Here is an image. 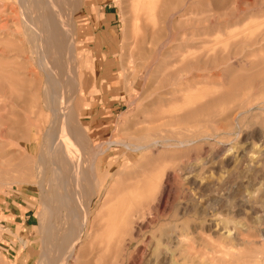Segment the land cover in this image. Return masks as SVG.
<instances>
[{"label": "rangeland", "instance_id": "rangeland-1", "mask_svg": "<svg viewBox=\"0 0 264 264\" xmlns=\"http://www.w3.org/2000/svg\"><path fill=\"white\" fill-rule=\"evenodd\" d=\"M66 1L57 83L0 0V264H46L48 239L50 264L62 239L64 264H264V0ZM49 85L86 150L55 175Z\"/></svg>", "mask_w": 264, "mask_h": 264}, {"label": "bare ground", "instance_id": "bare-ground-1", "mask_svg": "<svg viewBox=\"0 0 264 264\" xmlns=\"http://www.w3.org/2000/svg\"><path fill=\"white\" fill-rule=\"evenodd\" d=\"M71 1V0H70ZM137 1V0H136ZM135 1V2H136ZM140 1V0H139ZM164 2H165V0H163ZM171 1V0H170ZM134 2V3H135ZM166 3V2H165ZM21 7L27 12H25L26 14H28V16L29 17H31V19L33 20H31L32 22L30 23V22H25V20L27 19L26 18V16H25V19H24V21H23V24H24V26H25V28H26V30L28 31V32H30V31H32V32H36L37 33V35L39 36V37H41L42 39L44 38V37H46V35H47V39H46V41H45V44H46V46H45V54L43 55L44 57H46V59L48 60V62L50 63V60L48 59L49 58V56L50 57H54V60H53V58H52V62L53 61H55V55H53V54H51V55H53V56H51L49 53V51H50V49H53L52 51H53V53L54 54H61V41L63 40L62 39V37H59L60 35H62L63 34V26H62V24H63V20H60L58 17H57V14H56V9H57V7L59 6V5H61V4H64L65 6H67V5H69V4H71V2H69V1H66V0H63V2H62V0H21ZM136 4V3H135ZM164 4V3H163ZM222 4V3H221ZM140 5H141V3H140ZM139 4H138V7L140 6ZM144 5H145V3H144ZM32 6V7H31ZM137 6V5H136ZM136 6H134V7H136ZM40 7H42V10H41V14H42V18H40V15H39V17H35V15H36V11H38L39 10V8ZM33 8V9H32ZM145 8V7H144ZM184 8V7H183ZM32 9V10H31ZM35 10V11H34ZM139 10H141V9H138V11L137 12H140ZM145 10V9H144ZM138 14V13H137ZM140 14V13H139ZM138 14V15H139ZM45 26V27H44ZM65 31V30H64ZM65 33V32H64ZM40 34V35H39ZM45 35V36H44ZM52 37V39H53V45H54V47L53 48H50V46H49V43H48V41L49 40H51L52 41V39H50ZM185 37V36H184ZM182 38H183V35H182ZM45 39H43V41H44ZM187 41V40H186ZM50 42V41H49ZM52 53V52H51ZM62 55V54H61ZM60 55V56H61ZM46 60V61H47ZM45 61V64L47 63ZM54 63V62H53ZM68 65V63L66 62V61H64L63 59H62V57H59V59H57L56 58V64L54 63V68H55V72H57L58 73V75H56L55 73H53L52 72V70H49V71H51V74L49 75L50 77H52L53 76V78H49L50 80H51V82H52V79H53V81H56L57 83H58V81H59V79H60V76L64 73V71H65V68H66V66ZM75 67V66H74ZM47 68V67H46ZM53 68V69H54ZM76 68V67H75ZM74 68V69H75ZM191 70H189V72H190ZM73 72L75 73V70H73ZM48 74V73H47ZM195 77V76H194ZM49 79H48V83H49ZM50 82V83H51ZM56 85V84H55ZM50 86V85H49ZM48 86V87H49ZM53 87H54V85H53ZM46 89H48V92H47V95H45L46 96V104H47V108L49 107V110H50V108H51V112H53V114H54V116H53V114H52V116H53V118H52V120H51V125L49 126L51 129H49L50 131H48V134H49V136L47 137V135H46V137H47V139H45L46 137H43V141H42V143L40 144V146H39V149H41L42 151V153L40 154V151H39V154H38V156H37V160L35 161V166L39 169V171L40 170H42V169H44L45 168V166H49V164H50V167H51V165H52V168H51V170H53L52 172H53V174L55 175V173L57 174L58 172V167H59V165L58 164H61V163H65L66 165L69 163H71V164H73V165H76L77 163V160H80V155H81V153L83 152V150H82V152L79 150V152H80V155H78V154H76L78 151H76L77 150V142H78V140L79 139H82V137H83V133H82V130L80 129V127H78V125L76 126V124H74V120H75V109H73V107H72V103L70 102V100H69V98H67L66 100L65 99H61V97L59 98L58 97V90H55L56 88H52L51 86L49 87V88H46ZM67 90H68V88H67ZM45 91V90H44ZM12 96V95H11ZM68 96V95H67ZM66 98V97H65ZM71 98V97H70ZM17 99V98H16ZM48 110V111H49ZM64 123V124H63ZM36 125V124H35ZM40 125V124H39ZM83 128V127H82ZM8 129V128H7ZM47 130V129H46ZM9 131V130H8ZM6 132V134H8L9 132ZM44 135V136H45ZM81 137V138H80ZM80 142H82L81 140H79ZM83 142H84V140H83ZM82 142V143H83ZM85 143V142H84ZM84 145V144H83ZM84 147V146H83ZM55 149H57V150H55V152H56V155L57 154H59L60 153V150L59 149H62V151H63V153H62V155L61 154H59V155H61V158L57 155L56 156V158L57 157H59L57 160H54L55 158V154H53V152H54V150ZM81 149H84V148H82L81 147ZM58 150H59V152H58ZM50 151H52V152H50ZM48 152H49V154H48ZM54 152V153H55ZM65 152V153H64ZM85 152H86V150L84 151V153H83V155L85 154ZM53 155L52 157H50V155L51 154ZM74 155H76L77 156V158H75L74 157ZM83 155H81V156H83ZM86 156H83L82 158H84V159H86L85 158ZM50 158H52V159H50ZM49 159V160H48ZM84 159H82V160H84ZM33 160V159H32ZM84 162V161H83ZM34 163V162H33ZM49 163V164H48ZM47 166V167H48ZM57 166V167H56ZM68 166V165H67ZM71 166V165H70ZM78 167V166H77ZM65 168H66V166H65ZM64 168V169H65ZM68 168V167H67ZM66 168V169H67ZM72 168V167H71ZM37 170V169H36ZM75 170V169H74ZM73 170V171H74ZM59 171H60V169H59ZM69 171H70V169H69ZM71 171H72V169H71ZM65 172H66V170H65ZM68 172V171H67ZM66 172V173H67ZM79 171L77 170V173H78ZM81 172V171H80ZM63 173V172H62ZM65 173V175L67 176V174ZM69 173V172H68ZM70 173H72V172H70ZM69 173V174H70ZM76 173V174H77ZM52 174V175H53ZM60 174V173H59ZM68 174V175H69ZM74 174H75V172H74ZM81 174V173H80ZM60 175H62V174H60ZM59 175V176H60ZM71 175V174H70ZM73 176V175H72ZM78 176H79V174H78ZM81 176V175H80ZM57 177V176H56ZM69 177H71V176H69ZM74 177H76V176H74ZM64 178V177H63ZM66 178V180L67 179H69V178H67V177H65ZM79 177H77V179H78ZM59 179V178H58ZM71 179H72V177H71ZM76 179V178H75ZM60 180H61V178H60ZM62 181V180H61ZM63 181H64V179H63ZM69 181V180H68ZM67 181V182H68ZM58 182V181H57ZM66 182V181H65ZM67 182L65 183L66 184V186H68V185H70L71 183H69L68 185H67ZM60 184V183H59ZM61 184H62V182H61ZM63 185H64V182H63ZM53 186V185H52ZM65 186V187H66ZM71 186V185H70ZM64 187V186H63ZM62 187V188H63ZM74 187V186H73ZM68 188V187H67ZM66 188V189H67ZM72 189V188H71ZM68 190V189H67ZM72 190H74V189H72ZM56 191H58V189L56 190ZM70 191V193H71V190H69ZM59 193V192H58ZM58 193H56L57 195H59L60 196V194H58ZM68 193V192H67ZM66 195V194H65ZM71 195V194H70ZM70 195L68 194V197H67V195L65 196V197H67L68 199H69V197H70ZM62 197V196H61ZM76 197H78V196H76ZM67 200V199H66ZM59 201V200H58ZM80 202V201H79ZM69 209V208H68ZM77 210V209H76ZM75 210V211H76ZM72 211V210H71ZM69 213V212H68ZM78 214V213H77ZM78 216H80V214L78 215ZM75 219V218H74ZM70 220V219H69ZM72 220V219H71ZM77 221V220H76ZM76 224H78V223H76ZM63 225V224H62ZM85 226H86V223H85ZM63 227V226H62ZM71 228V227H70ZM61 229H63V228H61ZM223 229V228H222ZM220 230V229H219ZM53 232V231H52ZM52 232L50 233L49 232V235L51 236V234H52ZM74 233V232H73ZM48 235V234H47ZM60 235V234H59ZM62 235V234H61ZM46 237H48V236H46ZM48 238H51V237H48ZM47 238V239H48ZM52 238H54V237H52ZM46 239V240H47ZM60 239V238H59ZM62 239V238H61ZM60 239V240H61ZM65 239V238H64ZM181 239V238H180ZM180 239H177V241L178 242H180L181 240ZM52 241V242H51ZM53 239H48V241H47V243H46V246H45V250H44V253L42 254V257L44 258L45 257V254H46V256L48 257V250H49V254H50V252H52L51 250L52 249H56V248H52V247H50L49 245H51L52 246V244H53ZM65 241V240H64ZM64 241H63V239L60 241V245H59V247H60V251H61V253L59 252V250H58V248H57V250H58V252L60 253V257L58 258V261H57V263L56 264H60L61 262H62V264H64V261H66V259L68 258V253H71L75 248H76V240H74V242L72 241V243H69V244H72V245H70L71 246V248H70V246L68 247L69 248V250L67 251L65 248V244H64ZM55 244H56V242H55ZM55 244H54V246H55ZM64 244V245H63ZM58 245V244H57ZM68 245V244H67ZM58 253V254H59ZM54 255V254H53ZM46 257V261L44 262V263H46V264H50V262H49V259H51L50 257H48L47 258ZM48 259V260H47ZM44 260V259H43Z\"/></svg>", "mask_w": 264, "mask_h": 264}, {"label": "crops", "instance_id": "crops-1", "mask_svg": "<svg viewBox=\"0 0 264 264\" xmlns=\"http://www.w3.org/2000/svg\"><path fill=\"white\" fill-rule=\"evenodd\" d=\"M111 15H112V13H110V12H104L103 13V16L111 23V20L112 19H110V17H111ZM12 204H14L15 202H11ZM16 205V204H15ZM10 215V214H9Z\"/></svg>", "mask_w": 264, "mask_h": 264}]
</instances>
